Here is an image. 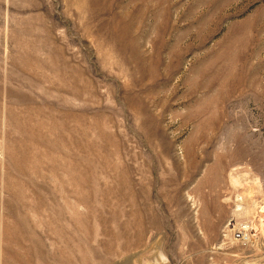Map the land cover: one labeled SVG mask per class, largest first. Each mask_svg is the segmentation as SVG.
I'll use <instances>...</instances> for the list:
<instances>
[{
	"label": "rangeland",
	"instance_id": "rangeland-1",
	"mask_svg": "<svg viewBox=\"0 0 264 264\" xmlns=\"http://www.w3.org/2000/svg\"><path fill=\"white\" fill-rule=\"evenodd\" d=\"M82 225L264 264V0H0V264H75Z\"/></svg>",
	"mask_w": 264,
	"mask_h": 264
},
{
	"label": "bare ground",
	"instance_id": "bare-ground-1",
	"mask_svg": "<svg viewBox=\"0 0 264 264\" xmlns=\"http://www.w3.org/2000/svg\"><path fill=\"white\" fill-rule=\"evenodd\" d=\"M33 165H35V163ZM83 227L84 226L82 225V227L79 226L78 228H76V232H78V238H75L74 240H71V241L68 240V243L70 244V249L69 250L65 249V251L63 249H59V251L57 250L58 254L65 256L67 258L71 257V259H73L74 263L76 260L75 264H88V258L86 255L87 254L86 252L88 251L92 257L94 256L95 260H94L93 264H112V262H113L112 257L114 256L115 252L117 253V251L113 248L114 247L113 243L111 241H108V242L104 243L103 245L98 244L97 246L92 247V250L90 249L93 252L92 253L89 250V248H87L84 245ZM242 228H243V230L247 236V234H248L247 231H249L250 226L248 227V226L244 225V226H242ZM115 237H117V236H115ZM85 244H87L86 241H85ZM98 246H101V247L99 248ZM66 248H67V245H66ZM114 262H115V264H128L126 258H123L122 260H120L119 263L116 261H114ZM90 264H92V263H90Z\"/></svg>",
	"mask_w": 264,
	"mask_h": 264
}]
</instances>
